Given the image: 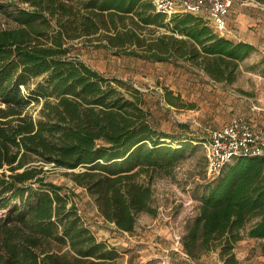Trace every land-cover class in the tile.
Wrapping results in <instances>:
<instances>
[{"label":"trees","instance_id":"trees-1","mask_svg":"<svg viewBox=\"0 0 264 264\" xmlns=\"http://www.w3.org/2000/svg\"><path fill=\"white\" fill-rule=\"evenodd\" d=\"M23 1L31 8L10 11L15 26L0 29V264H118V248L98 239L47 171L72 170L104 220L133 232L141 213L158 214L154 180L173 175L192 142L163 140L170 135L155 128L145 93L74 55V42L86 38L155 62L184 60L227 84L255 46L190 12L166 22L152 0ZM153 25L170 33L156 34ZM164 90L168 104L186 106L180 93ZM41 101L36 119L30 107ZM197 199L181 238L189 261L218 250L226 264H239L234 249L248 224L255 221L248 236L264 239V155L228 163ZM261 248L264 254V241Z\"/></svg>","mask_w":264,"mask_h":264},{"label":"rangeland","instance_id":"rangeland-1","mask_svg":"<svg viewBox=\"0 0 264 264\" xmlns=\"http://www.w3.org/2000/svg\"><path fill=\"white\" fill-rule=\"evenodd\" d=\"M0 4L8 9V12L0 11V29L15 26L10 11L16 7L31 8L23 0H0ZM170 19L167 17L166 22ZM151 27L156 34L170 33L165 27ZM84 39L74 42V55L108 77H118L139 87L153 112L155 128L170 135L168 139L163 138L168 144L174 147L186 142L192 144L185 150L173 175L156 177L153 187L158 214L141 213L133 232H121L114 223L104 220L93 197L73 180L72 170H48L47 180L64 187L63 192L76 203L85 223L99 240L118 248V264H226L218 250L211 251L200 261L190 262L181 238L197 213V198L209 182L205 143L211 131L236 116H246L254 122L264 119V55L255 49L241 61L237 79L227 84L214 81L184 60L155 62L116 55L113 50L93 46ZM40 81L42 77L35 79L32 88ZM165 87L180 93L186 106L168 104L164 98ZM42 105L43 101L33 102L30 107L36 119L40 117ZM79 170L81 168L75 169ZM3 211L0 210V214ZM249 237L235 246L239 264H264L261 248L264 239Z\"/></svg>","mask_w":264,"mask_h":264},{"label":"built area","instance_id":"built-area-1","mask_svg":"<svg viewBox=\"0 0 264 264\" xmlns=\"http://www.w3.org/2000/svg\"><path fill=\"white\" fill-rule=\"evenodd\" d=\"M242 0H152L157 12L171 17L190 12L204 17L221 35L232 33L229 16L234 5ZM207 175L214 179L223 168L241 156L264 155V119L254 122L236 116L226 125L211 131L207 143Z\"/></svg>","mask_w":264,"mask_h":264},{"label":"crops","instance_id":"crops-1","mask_svg":"<svg viewBox=\"0 0 264 264\" xmlns=\"http://www.w3.org/2000/svg\"><path fill=\"white\" fill-rule=\"evenodd\" d=\"M229 26L233 29V34L229 35V38L234 41L248 42L254 45L255 49H258L264 55V3L256 0H248L247 2L246 0H242L236 3L234 10L231 11L229 16ZM197 213L194 215H197ZM254 222L248 224L246 229L242 231L245 236L240 242L247 238L248 230Z\"/></svg>","mask_w":264,"mask_h":264}]
</instances>
